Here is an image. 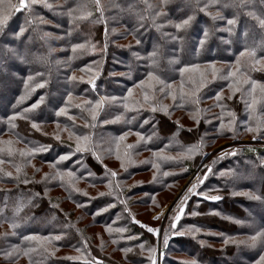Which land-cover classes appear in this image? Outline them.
Masks as SVG:
<instances>
[{
  "label": "trees",
  "instance_id": "16d2710c",
  "mask_svg": "<svg viewBox=\"0 0 264 264\" xmlns=\"http://www.w3.org/2000/svg\"><path fill=\"white\" fill-rule=\"evenodd\" d=\"M46 2L52 7L13 10L0 34V141H11L0 143V264H151L148 249L157 250L158 241L161 264H255L264 248L232 241L264 228V143H242L246 147L234 154L210 158L212 171L195 190L205 195H190L175 229L174 212L158 237L135 221L162 206L167 199L161 196L172 195L219 142L264 138V127L247 130L264 122V60L240 57V72L228 77L245 47L256 49V59L264 56V27L248 15L264 19V0H101L103 16L93 0ZM11 3L18 6V0ZM82 5L72 16L92 15L72 19L68 10ZM189 15V25L177 30ZM21 27L25 31L15 36ZM73 44L86 47L74 51ZM153 51L155 64L148 55ZM150 71L164 84L150 81ZM252 81L255 110L248 107ZM201 82L195 96L187 95ZM61 108L66 114L57 115ZM85 136L86 146L77 151V137ZM194 145L199 150L189 152ZM64 155L68 159L61 160Z\"/></svg>",
  "mask_w": 264,
  "mask_h": 264
},
{
  "label": "snow or ice",
  "instance_id": "6c2138e0",
  "mask_svg": "<svg viewBox=\"0 0 264 264\" xmlns=\"http://www.w3.org/2000/svg\"><path fill=\"white\" fill-rule=\"evenodd\" d=\"M93 2L95 3L96 5V10L100 12L101 16H103V12H104V9H103V6L101 5V0H93ZM167 2V0H161V4H165ZM216 0H209V3H215ZM40 3H44L45 6L47 7H52L51 4H47L46 0H18V6L17 4H13L11 3V0H7V7H5V0H0V34H3L4 33V30H5V26L10 18V16L12 15V12L13 10L15 11H21V10H31V7L32 5H35V4H40ZM145 3H147V0H145ZM245 3V0H241V4ZM85 6H79L77 9H69L68 10V14L69 16L72 17V19L74 20H84V19H87L88 17H90L92 15L91 12H84V11H81V14L79 16H72V13L74 11H77V10H80L81 8H83ZM148 7L151 8L153 7L151 4H148ZM208 7V5H205V8L204 9H200L201 11H204L206 10V8ZM156 16H161V15H164L163 12H157L155 14ZM209 15H212L211 13H209ZM248 15L250 16H254L256 17L258 23L260 24L261 27H264V19H261L260 17L256 16V13L255 12H249ZM216 16H213V19H215ZM139 19H144V17L141 15L139 16ZM193 19V17L191 15H189L186 19L182 20L181 22L179 23H176L175 24V28L177 30L181 29V28H185L189 25L190 21ZM227 24L230 26L226 29V31H228L230 34L232 33L233 29L231 26L235 25L236 24V20L233 18V19H228L227 21ZM158 28L161 27L160 25H156ZM25 31V29L23 27H21L19 29V32L15 33V36L19 37L23 32ZM105 35H107V29H105ZM208 35V32H207V29L205 30L204 32V36L207 37ZM247 35V33H245V36ZM137 43H139V41H137ZM200 44L203 45L204 44V39H201L200 40ZM86 45L85 44H73L72 45V48L73 50L75 51L76 49H83L85 48ZM94 47V46H93ZM149 59L150 61L155 64L156 61L154 59V57H156L157 55V52L156 51H153V52H150L149 54ZM248 57L254 64H259L261 62V60H264V56H261L260 59H256V56H257V52H256V49L255 48H248V47H245L243 51L240 52V55L237 57V64H236V68L235 70L233 71H229L228 72V77H235L237 76V74L240 72V64H239V61H240V57ZM22 58V57H21ZM188 67H191V68H195L197 66L193 65V66H188ZM186 69H181L180 71L181 72H184ZM213 71L215 72L216 69L214 68ZM215 78V77H213ZM32 79L31 76H29L27 79L24 80V84H25V87L28 88L29 86V81ZM71 79H76L74 76L71 77ZM148 79L150 81H153L154 83H158V84H161L163 85L164 84V81H162L158 76H155L153 72H148ZM201 81H203V77H201ZM249 81L247 80H243V81H240V80H237V83H248ZM89 83L93 85V87H95V84H94V80H89ZM145 83V81H140V85L143 86ZM195 83V82H194ZM252 92H253V95H252V103L248 105V107L252 110H255V105L257 103V99H256V96H255V89H256V82L255 81H252ZM231 86V85H230ZM165 87H167L168 89H172V85L171 84H168L166 85ZM204 87V83L201 82L199 83L196 88L194 89V91L192 92H189L187 93V95L189 96H195L196 93H198L200 91L201 88ZM165 90L164 87H161L160 88V91L163 92ZM129 94H131L132 92V89H129ZM234 91H239V88H234ZM261 91L264 92V86H261ZM180 93L183 97V95H185L184 93V89H183V86L181 85L180 87ZM170 95H172L173 99L175 100L176 96H175V92L174 91H170L169 92ZM69 96H71V93H69ZM25 97L24 96H21L18 98V103L20 101H22ZM220 94L217 93V99H220ZM231 98V97H229ZM43 98H41L42 100ZM114 99V98H113ZM144 99L145 101L149 100L150 97L148 96L147 93H145L144 95ZM41 101H37L35 104H32L31 105V108L30 109H25L24 111L25 112H28L30 111L31 109H35L38 104L40 103ZM196 102L198 103V99L196 100ZM101 102L100 101H97V106L100 104ZM155 110V108L153 109ZM166 110V107L165 109ZM61 113H65V109L64 108H61L58 110L57 112V115H60ZM66 114V113H65ZM21 113L17 112V113H14L11 117H9V123L11 124V122L13 120L16 119V117L20 116ZM234 115V114H233ZM26 118V117H25ZM95 118V113L93 112V119ZM251 118V117H250ZM12 127H15L14 124L11 125ZM34 128L37 127V125L35 124V122L33 123L32 125ZM221 127H223V124H221ZM261 127H264V122H260L258 121L257 122V127L256 128H252V127H249L247 130L248 131H259V129ZM72 134L70 133V136ZM137 135L139 136V133H137ZM256 137L254 136L253 139H255ZM56 139H60V137L57 135L56 136ZM120 140H123V136H121L119 138ZM81 141L84 142V144L82 145ZM87 141H88V137H77V151H81L83 150V147L86 146L87 144ZM0 143H7L8 145H11V141H0ZM128 148H132L133 146L132 145H128L127 146ZM40 150H43V149H40ZM199 148L198 146H191L188 151L189 152H195V151H198ZM5 151V149L3 148H0V152H3ZM33 152L37 151L36 149H32ZM7 152L9 155L12 154L13 152V149L11 147H9L7 149ZM22 155H24V153L22 152L21 153ZM234 154V152H233ZM122 160V163H121V166L123 167L124 164H123V157H118ZM61 160H66L68 159V156L67 155H64V156H61L60 157ZM215 161H213L214 163ZM0 163H2V161H0ZM153 167H158V165L156 164H153ZM207 169H208V172H206L204 174V177L203 178H197L196 182H193L190 187L187 188V191L185 192L184 196L181 197V200L180 202L178 203L177 205V208L174 209V212H175V216H174V219L172 220V224H171V227L173 229L176 228V222L179 221L181 219V215L184 213V210H185V206L187 204V201H188V198H189V195L190 194H198V195H201V196H204L205 194L204 193H196V189L199 187L200 184H202L204 182V179L207 178V174L209 172L212 171V168L211 166H207ZM20 171V168L17 167V172ZM111 171V170H109ZM171 173H168V172H165L164 175H170ZM6 175L8 176H11L12 173L11 172H8L6 173ZM48 174H45V176H47ZM67 176L69 177H72L74 176L73 173L71 172H68L66 174ZM111 175L112 176H116V172L115 171H111ZM155 179V174H154V177ZM60 179L63 180L64 179V174H60ZM24 183H28L27 180L24 181ZM77 191H79V189H76ZM111 194V192L109 193ZM85 195H87L85 193ZM100 195H104V193H100ZM254 199H260V197H253ZM205 199H209V200H219L221 199L220 196H205ZM111 206V205H110ZM2 211V210H0ZM133 219H135L133 217ZM171 219V218H170ZM136 223H140V221H135ZM239 223V221H237ZM145 227H147L145 225ZM107 231L111 232L112 231V228L111 227H107L106 229ZM149 232L151 233H157L158 232V229H155V228H148L147 229ZM118 231H123V229H119ZM196 231H198V229H196ZM177 233L174 231L173 232V235H176ZM179 234H183V233H179ZM25 239H38L37 237H25ZM55 239L59 240L60 237L57 236L55 237ZM228 241L226 240L225 243H227ZM233 243H237V244H245L247 245L248 247H251V248H256L258 245L261 247V248H264V228H261L259 231H256L254 235H251L249 237H247L246 239L244 240H233L232 241ZM164 245L167 246L168 244V233H167V230L165 231V234H164V241H163ZM144 245H141V248H143ZM125 252L127 251H130V249H124ZM149 253H150V256H149V259L151 261V264H157V256H156V249L155 248H149L148 249ZM7 256H11L13 255V252H9V253H6ZM163 254L161 253V256ZM80 257H71V259H79ZM86 264H102V261H99V260H95L94 262H88L86 261ZM190 264H196L195 261H192L190 262ZM255 264H264V252H261L258 259L255 261Z\"/></svg>",
  "mask_w": 264,
  "mask_h": 264
},
{
  "label": "rangeland",
  "instance_id": "374dc122",
  "mask_svg": "<svg viewBox=\"0 0 264 264\" xmlns=\"http://www.w3.org/2000/svg\"><path fill=\"white\" fill-rule=\"evenodd\" d=\"M242 143H246V144H258V143H264V138L262 139H258V138H244V139H238V140H230V141H223V142H219V144H217L216 146H213L212 148H210V150L207 151V153L205 154L204 158L199 162L197 168L192 171L183 181L179 182L177 184L176 190L175 192L170 195L168 193H166L164 196H161L160 201L163 200L164 198H166V202H164V204L162 206H160L159 208H157L156 210H154L152 213L151 212H146L145 214L141 215L143 220H140L141 224L143 226H145L146 224V228H155L158 229L157 237L158 235L160 236V233L162 231L163 228V224L166 220V218L169 217V215L174 212V209L177 208L178 203L181 200V197L184 196L185 192L187 191V188L190 187V185L193 182H196L197 178H203L205 173H200L201 169L205 170V168H207V161H209L210 158H212L215 155H223L225 153H233L236 150L240 149L241 147H246V145H242ZM248 146V145H247ZM244 178H237V181H240ZM250 179H248L249 181ZM235 181V180H234ZM169 195V196H168ZM191 195V194H190ZM189 195V197H190ZM172 196V197H170ZM175 213V212H174ZM175 216V215H174ZM144 221V222H143ZM146 222V223H145ZM149 226V227H148ZM159 241H158V247H157V251H156V256H157V264L159 261V258L161 257V254L159 253ZM161 264V262H160Z\"/></svg>",
  "mask_w": 264,
  "mask_h": 264
},
{
  "label": "water",
  "instance_id": "95a60500",
  "mask_svg": "<svg viewBox=\"0 0 264 264\" xmlns=\"http://www.w3.org/2000/svg\"><path fill=\"white\" fill-rule=\"evenodd\" d=\"M158 264H159V261H158Z\"/></svg>",
  "mask_w": 264,
  "mask_h": 264
}]
</instances>
